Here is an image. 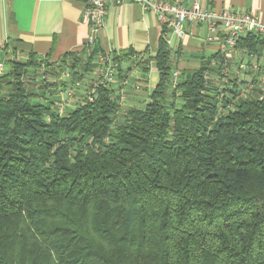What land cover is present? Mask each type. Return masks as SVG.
<instances>
[{
    "label": "trees",
    "instance_id": "obj_1",
    "mask_svg": "<svg viewBox=\"0 0 264 264\" xmlns=\"http://www.w3.org/2000/svg\"><path fill=\"white\" fill-rule=\"evenodd\" d=\"M263 42L248 34L238 46ZM96 53L64 54L73 83ZM214 58L171 88L161 35L142 105L99 85L62 113L48 57L11 60L0 74V264H264V87L214 83Z\"/></svg>",
    "mask_w": 264,
    "mask_h": 264
},
{
    "label": "crops",
    "instance_id": "obj_2",
    "mask_svg": "<svg viewBox=\"0 0 264 264\" xmlns=\"http://www.w3.org/2000/svg\"><path fill=\"white\" fill-rule=\"evenodd\" d=\"M183 1L190 4L195 0ZM196 1L204 7L245 11L264 20V0ZM82 8V2L72 0H0L1 55L5 59L16 57L18 61L27 62L33 54L38 59L48 57L50 63L62 66L64 54L76 52L85 63L92 48L84 46L89 35V24L81 17ZM183 28L184 33L180 38L170 31L163 33L155 14L132 0H123L119 5L110 4L107 7L104 25L97 33L93 48L109 53L111 57L114 54L118 56L119 60H114L117 76L111 87L113 94L122 96L125 105L143 104L148 99L150 89L157 83L158 73L150 58L157 50L161 35L165 37L169 49L172 70L196 69L202 58L209 59L219 52L222 32L209 31L203 23H185ZM263 44L258 45L257 58L243 53L241 56L235 55L230 61V74L245 80L248 65L246 69L240 65L248 61H257L264 67ZM96 60L97 53L88 68L87 64L86 68L82 65L77 68L79 73H83L76 84L86 89L78 88L75 94L88 92L86 85L92 78L91 70ZM121 80L126 81L125 85L121 84ZM53 96L57 98L55 93ZM66 106L72 108L75 104L68 103Z\"/></svg>",
    "mask_w": 264,
    "mask_h": 264
},
{
    "label": "built area",
    "instance_id": "obj_3",
    "mask_svg": "<svg viewBox=\"0 0 264 264\" xmlns=\"http://www.w3.org/2000/svg\"><path fill=\"white\" fill-rule=\"evenodd\" d=\"M83 3L81 11V17L83 21L89 24V35L85 42V48L91 49L96 42L97 33L104 25V18L107 12V7L110 4L119 5L123 0H72ZM140 4L145 10H148L155 14L157 21L165 31H170L176 37L183 36L185 23L196 24L203 23L207 26L209 31L214 33L222 32V44L220 46L218 60L215 58L210 61L209 66L218 65L217 63L223 61L221 70L224 72L225 80L229 78H236L238 81L241 79L238 75L232 76L230 74V61L239 52L249 57L257 58L256 53H248L246 48L238 46V40L244 38L248 34L256 35L261 39H264V20L245 12L232 10L229 8H208L204 7L199 1H193L190 4H185L183 0H132ZM264 46V44H263ZM16 57H10L11 60ZM5 60L0 58V73L7 72L11 67L8 64H4ZM97 76L91 82V88L87 92V99L91 100L95 94L96 88L99 85L111 86L116 79L117 69L116 64L111 58L109 53L98 52L97 53ZM42 71H45L44 63L39 64ZM248 65V75L245 79L246 82L241 93L244 95L248 90L254 86L264 87V67L257 61H248L240 65L246 69ZM5 66V67H4ZM67 70V69H66ZM175 71V70H174ZM44 73V72H42ZM41 73V74H42ZM257 73V74H256ZM171 86L174 87L178 72H172ZM65 77L71 76L67 70L63 73ZM41 76V75H40ZM47 77V75L45 74ZM209 73L206 71L205 77H208ZM70 78V77H69ZM126 81L121 82L125 85ZM72 94V90L68 91L67 95ZM119 102L122 104V96H119ZM61 108V106H60ZM61 111V109H60Z\"/></svg>",
    "mask_w": 264,
    "mask_h": 264
},
{
    "label": "rangeland",
    "instance_id": "obj_4",
    "mask_svg": "<svg viewBox=\"0 0 264 264\" xmlns=\"http://www.w3.org/2000/svg\"><path fill=\"white\" fill-rule=\"evenodd\" d=\"M240 47V46H239ZM244 48H246V50L248 49L246 46H243ZM237 54H240V56L242 55L241 54V52L240 53H237ZM236 54V55H237ZM239 56V55H238ZM234 58V57H233ZM232 58V59H233ZM1 59H3V60H5V61H3L4 62V64H5V66H6V64H8V66H10L11 65V59H10V57L8 58V59H5V56L3 55V58H1ZM13 59H17V58H13ZM215 59V58H214ZM213 60V59H212ZM68 61L69 60H67V62L65 63H63L62 62V66H59L57 63H54V64H52V63H50V65H52L51 66V68H52V71H53V75H50V74H47V78H49V79H47L48 80V82L47 81H45V83L46 84H50V80H54L55 79V81L54 82H56L59 86H55L56 88L53 90L52 88L54 87V86H49V87H51L50 89H49V91L50 92H53V93H55V95L57 96V98H59L60 99V101H59V104L61 105V108L60 109H62V111L63 110H65V108L66 107H68V106H66L68 103H73V105L74 104H77V103H80V102H82V101H84L85 100V98L87 97V93L86 94H84V95H77V94H75L74 92H76V90L78 89V88H81L82 90H83V88H84V90L86 89L85 87H83V86H79L78 84H76V83H73L72 82V80L69 78L70 76H68V77H65L64 75H63V73L64 72H66L67 70L70 72V70H69V68H67L68 66H67V63H68ZM222 63H223V61H221ZM219 63V62H218ZM217 63V64H218ZM4 66V67H5ZM41 67L42 66H40V65H38V64H36V66H35V68H34V70L33 71H29L30 72V74L32 73L34 76H37L38 78L40 77V75H41V73L42 72H44V71H42L41 70ZM43 67H45V68H48V67H46V65L44 64V66ZM97 67H98V64L96 63V64H94L93 65V70H91L92 72H93V74H92V78L90 79V81L87 83L88 85H86V87H88L87 88V90H89L90 88H91V82L93 81V79H95L96 78V76H97ZM67 69V70H66ZM178 72V76H179V73H181V72H179L177 69H175V71L174 70H172V72ZM208 71L210 72V73H213V70H211V69H208ZM171 72V73H172ZM0 74H2V73H0ZM71 74V73H70ZM222 74L223 75H225L224 74V72L222 71V70H220V75L218 76V77H212L213 79H212V81L214 82V83H216V84H220V82L221 81H223V80H225V78L223 77L222 78ZM257 74V73H256ZM231 75H233V74H231ZM225 76H227V74L225 75ZM171 77H172V74H171ZM231 79H233V78H231ZM21 80H22V83L23 84H25V86H26V88L28 89V87H33V88H35V87H37L38 85H39V83H40V81H39V79H34L32 76H27V75H24L23 74V76L21 77ZM123 80H121V82H122ZM241 81V80H240ZM33 82H35L34 84H33ZM54 84V83H53ZM114 84V83H113ZM245 84H246V82L244 83V82H241V85H243V86H245ZM171 88H173L172 86H171ZM72 90V94H70V95H67V93H68V91H71ZM50 95H52V93H50ZM124 97V96H123ZM125 99V98H124ZM122 101H123V98H122ZM142 105V104H141ZM122 106L123 107H126L127 105H125L123 102H122ZM59 109V110H60ZM62 111L60 112V113H62Z\"/></svg>",
    "mask_w": 264,
    "mask_h": 264
}]
</instances>
